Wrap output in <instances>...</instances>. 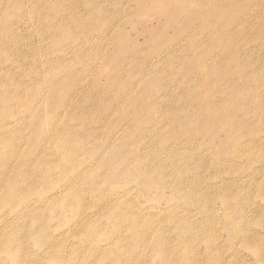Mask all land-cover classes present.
<instances>
[{"label":"rangeland","instance_id":"rangeland-1","mask_svg":"<svg viewBox=\"0 0 264 264\" xmlns=\"http://www.w3.org/2000/svg\"><path fill=\"white\" fill-rule=\"evenodd\" d=\"M164 2L0 0V264H264V0Z\"/></svg>","mask_w":264,"mask_h":264},{"label":"bare ground","instance_id":"bare-ground-1","mask_svg":"<svg viewBox=\"0 0 264 264\" xmlns=\"http://www.w3.org/2000/svg\"><path fill=\"white\" fill-rule=\"evenodd\" d=\"M160 1H162V0H160ZM168 1H169V0H168ZM163 2H164V0H163ZM166 2H167V1H166ZM160 3H161V2H160ZM164 3H165V2H164ZM185 3H186V2H185ZM185 3H184V4H185ZM161 4H162V3H161ZM167 4H168V3H167ZM165 5H166V3H165ZM168 5H169V4H168ZM183 9H184V8H183ZM183 9H182V10H183ZM186 9H187V7H186ZM173 10H174V8H173ZM182 12H184V11H182ZM220 44H221V43H220ZM199 65H202V64H199ZM199 65H198V66H199ZM199 67H200V66H199ZM202 67L205 68L204 66H202ZM202 67H201V68H202ZM197 68H198V67H197ZM203 70H205V69H203ZM203 70H202V71H203ZM203 72H205V71H203ZM200 73H201V72H200ZM207 73H210V72H207ZM207 76H208V74H207ZM204 80H205V79H204ZM204 80H203V81H204ZM72 105H73V104H72ZM210 110H211V109H210Z\"/></svg>","mask_w":264,"mask_h":264}]
</instances>
